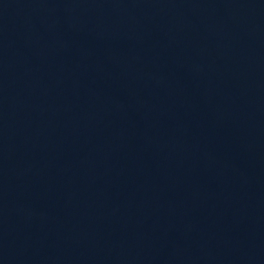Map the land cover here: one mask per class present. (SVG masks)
Instances as JSON below:
<instances>
[{"label": "water", "instance_id": "95a60500", "mask_svg": "<svg viewBox=\"0 0 264 264\" xmlns=\"http://www.w3.org/2000/svg\"><path fill=\"white\" fill-rule=\"evenodd\" d=\"M0 264H264V0H0Z\"/></svg>", "mask_w": 264, "mask_h": 264}]
</instances>
